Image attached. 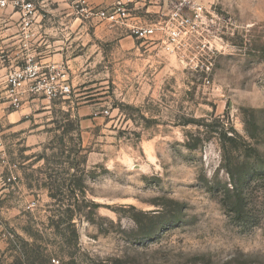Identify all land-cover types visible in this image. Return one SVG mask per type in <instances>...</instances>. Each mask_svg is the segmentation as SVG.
Masks as SVG:
<instances>
[{
    "label": "rangeland",
    "instance_id": "obj_1",
    "mask_svg": "<svg viewBox=\"0 0 264 264\" xmlns=\"http://www.w3.org/2000/svg\"><path fill=\"white\" fill-rule=\"evenodd\" d=\"M224 3L204 49L86 34V89L0 119V264H264V0Z\"/></svg>",
    "mask_w": 264,
    "mask_h": 264
},
{
    "label": "crops",
    "instance_id": "obj_2",
    "mask_svg": "<svg viewBox=\"0 0 264 264\" xmlns=\"http://www.w3.org/2000/svg\"><path fill=\"white\" fill-rule=\"evenodd\" d=\"M29 1L34 3L35 10L27 24L22 12L12 5L0 10V79L9 69L33 60L43 71L51 66L64 67L71 88L80 82L86 89V34L99 42L117 39L124 49L152 52L158 46L163 48L160 41L163 35L141 40L132 34L131 28L164 23L180 0H88L92 6L108 11L121 1L127 9V18L122 23L97 16L82 17L74 11L70 0ZM197 1L214 9L224 3V0ZM224 5L235 9L238 0H226ZM29 97V93L24 95L23 105L17 110L0 100V119L11 126L21 123ZM78 112L84 115L82 125L86 127V104Z\"/></svg>",
    "mask_w": 264,
    "mask_h": 264
},
{
    "label": "built area",
    "instance_id": "obj_3",
    "mask_svg": "<svg viewBox=\"0 0 264 264\" xmlns=\"http://www.w3.org/2000/svg\"><path fill=\"white\" fill-rule=\"evenodd\" d=\"M74 11L82 17L97 16L112 21L125 22L127 9L121 1L111 11L92 6L88 0H70ZM12 5L20 10L24 23H29L35 5L29 0H0V10ZM170 17L164 23L135 25L132 34L141 40H152L157 34L163 49L168 54H176L186 44V40L199 37L200 49L218 45L222 35L233 33L239 24L232 15H221L214 8H206L197 0H180L173 5ZM72 91L64 67L51 66L43 71L33 60L9 69L0 79V100L9 102L12 109L22 107L26 93L43 95L49 100L67 98ZM1 128V125H0ZM1 143V141H0Z\"/></svg>",
    "mask_w": 264,
    "mask_h": 264
},
{
    "label": "trees",
    "instance_id": "obj_4",
    "mask_svg": "<svg viewBox=\"0 0 264 264\" xmlns=\"http://www.w3.org/2000/svg\"><path fill=\"white\" fill-rule=\"evenodd\" d=\"M225 137L229 140V141H232L233 144L235 145L234 147L237 148L238 146V138L240 137L236 132H234L232 135H225ZM223 149H224V152L227 150V146H223ZM228 169V173L231 177V180H232V187H233V190H235L237 193H238V196H240V198H243V187H242V179L244 178V173H242V175H240V177L236 176L235 174V171L233 170V168H227Z\"/></svg>",
    "mask_w": 264,
    "mask_h": 264
}]
</instances>
